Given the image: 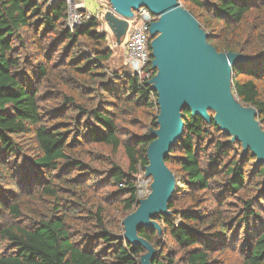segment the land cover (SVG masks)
I'll return each mask as SVG.
<instances>
[{"label": "trees", "instance_id": "trees-1", "mask_svg": "<svg viewBox=\"0 0 264 264\" xmlns=\"http://www.w3.org/2000/svg\"><path fill=\"white\" fill-rule=\"evenodd\" d=\"M178 1L218 53L249 58L232 67L231 88L264 130V0ZM66 19L63 0H0V264H140L145 251L112 232L91 186H112L104 200L122 216L137 207L136 175L148 166L152 140L150 133L123 139L118 122L124 112L159 113L147 84L156 74L151 49L149 78L127 64L109 71L102 22L91 16L71 28ZM51 99L55 105H42ZM183 115L181 139L165 161L177 181L170 214L153 220L168 237L166 251L157 249L155 230H138L156 250L151 264H223L236 250L241 264H264V165L213 121L186 108ZM91 145L123 150L126 168L88 158Z\"/></svg>", "mask_w": 264, "mask_h": 264}, {"label": "water", "instance_id": "water-1", "mask_svg": "<svg viewBox=\"0 0 264 264\" xmlns=\"http://www.w3.org/2000/svg\"><path fill=\"white\" fill-rule=\"evenodd\" d=\"M112 7L103 15L116 47L125 40L133 12L146 8L158 17L151 24V66L156 74L147 84L157 95L158 129L149 135L148 166L150 194L137 200L136 209L127 215L119 237L145 252L140 264H151L156 250L138 236V230L153 229L154 219L170 214L168 205L177 186L165 164L172 147L181 139L186 108L193 117L211 121L231 142L239 143L243 154L250 152L257 165H264V130L254 108L245 106L231 94L232 67L248 61L240 53H218L194 15L178 0H106ZM209 112L214 113L213 117Z\"/></svg>", "mask_w": 264, "mask_h": 264}, {"label": "rangeland", "instance_id": "rangeland-1", "mask_svg": "<svg viewBox=\"0 0 264 264\" xmlns=\"http://www.w3.org/2000/svg\"><path fill=\"white\" fill-rule=\"evenodd\" d=\"M106 4H108L106 0H101V1L100 0H86L85 1V6L87 8L86 13L89 12L92 16L100 14L107 8ZM100 29L104 30L108 34L110 49L113 51L110 61L107 62L109 71L117 70L120 68L123 69L126 64V58H127V53L124 48V42L121 47H116L114 45V38L105 23H102V26ZM38 89H39V94H41L45 90L48 89V86L47 85L38 86ZM231 94L238 101V99L233 94L232 88H231ZM56 101H57L56 99H51L48 102H44L42 105L52 106L56 104ZM151 111H152L151 117L141 112L133 116L124 112L118 122L119 127L122 129V132H121L122 138L124 139L130 135H135V134L137 135L147 134V133H151L152 131L158 129V126L157 128H154L152 126V121H154V118L156 117V120H155V123H156L158 114L156 113V109H153ZM134 118L135 120H133ZM85 150L87 152L88 158H91L93 154H99L103 157L102 158L103 161L108 162L109 160H114L115 162H117V164L121 165L123 168H126L127 159H126V156L123 150H119L116 154H112L111 151L106 147L92 146V145L86 146ZM241 151L243 152V150ZM91 165L93 168H96L98 170H103L106 167L104 165H101V163H91ZM248 167L249 166H247V168ZM144 172H145V169L139 168V171L137 173V181H138V187H139L140 194L146 196L149 193L151 180L146 179L144 177ZM96 174L97 176H100L99 178L103 177L101 176L102 174L100 172H97ZM90 183H92V181H89V184ZM91 190H92V193H94L95 195H97L99 199H101L100 203L102 205L101 207H103L105 211L106 219L109 220L110 224L113 226L112 232L116 234V236H118L119 238L124 233L122 222L126 216L124 215L122 216L120 206L114 205V203L104 200L105 198L110 196L113 190V187L110 185L106 186V183L100 180L91 186ZM250 195H252V193L248 192L247 194L243 195L241 198L247 199ZM230 201H232L235 206L238 203L237 200L235 201V200L230 199ZM30 206L36 209L37 211H44L46 204L42 203V204L37 205V204L32 203L30 204ZM29 214L30 213L28 211H24V215L29 216ZM177 223H179V221H177ZM162 229H163L162 225L159 224L158 222H155V226L153 230H155L156 232V237L154 239L156 242H158L157 249L161 250L162 252H165L167 245H169V240H168V237L166 236L165 231L164 230L162 231ZM239 235L241 236H240V240L238 241V244L242 242V238H243L242 232H240ZM229 255H232V254H229ZM219 259L221 260V257H219ZM223 264H241V259L238 256L237 250H236V253H234V256L229 257Z\"/></svg>", "mask_w": 264, "mask_h": 264}, {"label": "built area", "instance_id": "built-area-1", "mask_svg": "<svg viewBox=\"0 0 264 264\" xmlns=\"http://www.w3.org/2000/svg\"><path fill=\"white\" fill-rule=\"evenodd\" d=\"M67 9V25L71 28L81 26V24L91 17L92 15L88 12L86 13V0H63ZM101 1V0H100ZM106 9L95 15V17L102 23L103 15L110 11L112 12V7L110 4H106ZM158 17L152 15L148 9L141 8L136 12H133V16L128 21L127 34L124 40V48L127 53L126 64L133 74L138 75L141 79H147L150 77V72L145 70V67L150 61V51L149 47L151 44V24L156 22ZM104 31V30H102ZM106 33V32H105ZM115 45V43H114ZM137 177V175H136ZM145 177V172H144ZM146 178V177H145ZM149 179V178H146ZM151 180V179H150ZM150 194V189L149 193ZM148 195H141L138 187L137 200L144 199Z\"/></svg>", "mask_w": 264, "mask_h": 264}]
</instances>
